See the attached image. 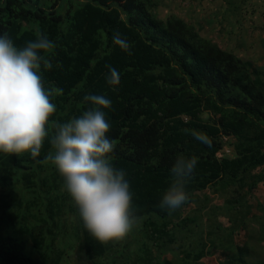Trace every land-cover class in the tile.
<instances>
[{
  "label": "trees",
  "instance_id": "trees-1",
  "mask_svg": "<svg viewBox=\"0 0 264 264\" xmlns=\"http://www.w3.org/2000/svg\"><path fill=\"white\" fill-rule=\"evenodd\" d=\"M209 1L211 23L230 24V13L237 32L264 31V0ZM156 7L155 0H0V35L22 47L42 32L55 45L44 54L52 69L40 70L56 105L49 128L81 115L85 94L111 99L109 161L127 174L133 217L148 215L133 236L102 245L46 159L54 151L47 137L35 159L0 152V264H83L73 252L85 264H121L134 241L160 253L173 246L177 264H264V64L201 34L195 16H160ZM116 32L131 54L113 44ZM105 65L120 74L114 88ZM193 132L210 137L211 147ZM178 155L196 157L197 166L188 199L169 211L159 205Z\"/></svg>",
  "mask_w": 264,
  "mask_h": 264
},
{
  "label": "clouds",
  "instance_id": "clouds-1",
  "mask_svg": "<svg viewBox=\"0 0 264 264\" xmlns=\"http://www.w3.org/2000/svg\"><path fill=\"white\" fill-rule=\"evenodd\" d=\"M112 42L131 54L126 38L119 32ZM54 43L44 33L17 47L7 34L0 35V152L9 155L29 153L35 159L46 137L54 150L46 157L63 178L87 233L100 244L124 240L134 227L133 192L124 169L109 161L114 143L105 109L112 101L105 95L85 94L89 107L67 122L52 121L56 112L53 92L46 89L41 68L51 70L46 58ZM106 83L116 87L120 74L105 65ZM194 138L211 147L206 134L193 132ZM197 166L196 157L178 155L169 169L171 181L160 201L161 209L176 210L188 199L185 191Z\"/></svg>",
  "mask_w": 264,
  "mask_h": 264
},
{
  "label": "rangeland",
  "instance_id": "rangeland-1",
  "mask_svg": "<svg viewBox=\"0 0 264 264\" xmlns=\"http://www.w3.org/2000/svg\"><path fill=\"white\" fill-rule=\"evenodd\" d=\"M157 1L156 12L160 16H164L167 13L173 12L183 17L191 18L190 16H195L199 19L200 27L199 32L201 34L207 35L213 40H215L221 47H233L234 52H236L240 57L249 58L258 65L264 64V31H260L258 27L247 28V30H239L237 32V25L231 20L230 13L227 14L226 19L230 24H226L225 21H221L222 25L214 24L210 22V13L214 5L213 2L209 0H155ZM216 8V7H215ZM190 15V16H189ZM255 17V16H254ZM257 19V17H256ZM194 20V19H193ZM259 19L255 23L259 25ZM239 36L244 39L243 43H239ZM223 208L228 212H233V206L224 204ZM244 213V210H242ZM148 215H143L134 218V230H132V236L138 231L139 224L142 223ZM224 221H226L224 219ZM136 225V226H135ZM235 223L225 222L222 226H233ZM218 234V233H217ZM131 236V235H130ZM131 236V239H132ZM196 236V235H194ZM217 239V235L215 236ZM194 243L188 245L190 249H194ZM76 255H80L78 263L85 264L84 257L80 253H72L70 257L76 260ZM155 258L156 261L163 263L164 260H169L170 264H177V253L173 250V246H169L162 253L157 251L153 246L149 244H144L141 241H134L124 254V259L121 264H148V262ZM102 260V259H98ZM97 261V259H96ZM88 263V262H87ZM68 264H73V262H68ZM91 264V263H88ZM154 264V262H151Z\"/></svg>",
  "mask_w": 264,
  "mask_h": 264
}]
</instances>
